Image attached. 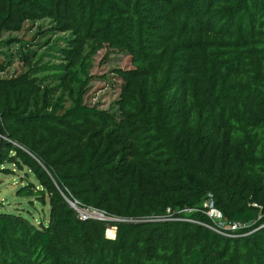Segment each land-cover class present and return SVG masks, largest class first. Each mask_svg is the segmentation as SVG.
I'll list each match as a JSON object with an SVG mask.
<instances>
[{
  "label": "trees",
  "instance_id": "trees-1",
  "mask_svg": "<svg viewBox=\"0 0 264 264\" xmlns=\"http://www.w3.org/2000/svg\"><path fill=\"white\" fill-rule=\"evenodd\" d=\"M40 18L63 44L0 72V171L26 167L48 215L0 211V264H264V0H0V53ZM103 46L130 62L106 108L84 100ZM206 198L244 225L211 228Z\"/></svg>",
  "mask_w": 264,
  "mask_h": 264
},
{
  "label": "rangeland",
  "instance_id": "rangeland-1",
  "mask_svg": "<svg viewBox=\"0 0 264 264\" xmlns=\"http://www.w3.org/2000/svg\"><path fill=\"white\" fill-rule=\"evenodd\" d=\"M50 24L51 21L48 18H40L32 22L25 21L21 28L17 30L2 32L1 36L5 39V45L0 53V58L4 57L7 65L0 71L1 74L8 75L21 71L23 68L21 52H25L27 48L34 50V58L39 60V62L49 61V63H56L58 61L56 50L54 47L48 48V46L53 40L57 44L62 45L61 38L56 37L64 35V33L49 30ZM47 37L48 39L45 40ZM43 40L45 41L42 42ZM129 66L128 54L124 51L107 46L96 50L92 56L90 67L93 77L87 83L84 100L88 103L94 102L98 107L106 108L110 106L117 96L119 84L118 77L113 75V69ZM103 74L106 77H103ZM5 165L10 170L7 172L0 171V211L18 212L30 219L34 224H37L39 220L45 221L48 215L47 198L45 197L42 202L35 200L33 196L19 195L16 192L17 187L27 181L37 184L33 174L24 166L18 168L12 163H6ZM67 200L72 202L76 198L72 197ZM216 221L217 224L225 226V222L222 219ZM108 234L113 235L112 228L107 231Z\"/></svg>",
  "mask_w": 264,
  "mask_h": 264
},
{
  "label": "built area",
  "instance_id": "built-area-1",
  "mask_svg": "<svg viewBox=\"0 0 264 264\" xmlns=\"http://www.w3.org/2000/svg\"><path fill=\"white\" fill-rule=\"evenodd\" d=\"M67 199H69V198H67ZM67 199H66V201L69 203V205L71 207H73L75 209L78 217L81 219H86V218H96V219H106V220L117 219V218H114V217L107 215L106 212L101 208H97V207L91 206V205L81 204L80 201L77 199L73 200L72 202L68 201ZM203 206H204V213L214 222L215 226H213L211 228H213L216 231L221 232L224 235L235 234L233 232L236 231V229H238L240 226L244 225V223H239L236 221H227L223 217V215L221 214L219 209L213 205L211 199H209V198H206L203 201ZM192 209H193V207H187V208H182L179 210H183V211L187 212V211H191ZM165 211L168 213L169 208H166ZM166 216L169 217L168 215H166ZM172 218H174V217H172ZM220 219H222L225 222V226L217 224L216 220H220ZM108 226H110V228L114 229V225L110 224Z\"/></svg>",
  "mask_w": 264,
  "mask_h": 264
},
{
  "label": "bare ground",
  "instance_id": "bare-ground-1",
  "mask_svg": "<svg viewBox=\"0 0 264 264\" xmlns=\"http://www.w3.org/2000/svg\"><path fill=\"white\" fill-rule=\"evenodd\" d=\"M107 231H110V229L109 230H107ZM111 234V233H110ZM110 234H108V236H112V235H110Z\"/></svg>",
  "mask_w": 264,
  "mask_h": 264
},
{
  "label": "clouds",
  "instance_id": "clouds-1",
  "mask_svg": "<svg viewBox=\"0 0 264 264\" xmlns=\"http://www.w3.org/2000/svg\"><path fill=\"white\" fill-rule=\"evenodd\" d=\"M108 228V227H107ZM110 228V227H109ZM113 232H114V229H113ZM106 234V233H105ZM106 236H108V235H106ZM113 236V235H112Z\"/></svg>",
  "mask_w": 264,
  "mask_h": 264
}]
</instances>
